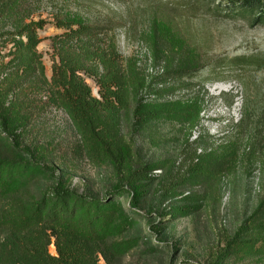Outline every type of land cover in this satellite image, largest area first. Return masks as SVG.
<instances>
[{
	"label": "rangeland",
	"instance_id": "1",
	"mask_svg": "<svg viewBox=\"0 0 264 264\" xmlns=\"http://www.w3.org/2000/svg\"><path fill=\"white\" fill-rule=\"evenodd\" d=\"M231 8L222 0H0L1 101L19 120L15 136L24 157L79 195L118 187L139 165L157 180L138 211L147 218L140 245L110 256V264H219L227 243L264 245L262 213L252 220L264 204V66L239 62L264 58V23ZM57 20L93 28L87 48L95 57L109 50V59L114 48L129 79L127 108L116 107L94 128L122 153L120 172L51 98L58 59L50 38L63 33ZM37 22L45 24L34 62L43 75L21 57V30ZM90 64L103 72L98 60ZM86 83L98 99L94 81ZM182 106L198 112L195 122L172 113ZM162 108L169 113L138 126L136 109ZM118 201L128 207V197ZM147 239L158 253H144ZM49 252L55 255L53 246ZM221 264H264V254L231 255Z\"/></svg>",
	"mask_w": 264,
	"mask_h": 264
},
{
	"label": "trees",
	"instance_id": "2",
	"mask_svg": "<svg viewBox=\"0 0 264 264\" xmlns=\"http://www.w3.org/2000/svg\"><path fill=\"white\" fill-rule=\"evenodd\" d=\"M222 1L232 6L231 13L245 11L254 16V22L264 23V0ZM53 25L63 33L50 38L58 59L52 66L51 98L84 133L97 139L100 146L97 153L107 156L120 172L125 162L122 153L98 138L95 126L101 117L114 112L116 107L127 108L129 79L117 67L114 48L110 51L111 59L109 50L95 57L87 48V43H91L95 36L93 28L58 20ZM44 26V22H37L21 30V35L26 37L21 57L32 69L38 65L41 75L44 74L43 67L34 62L36 47L41 42L37 31ZM79 46L80 50L75 53ZM95 60L103 68L101 74L96 70L98 68L94 70L90 66ZM236 62L234 60L232 65ZM239 62L264 66V58L241 59ZM86 78L97 86L98 99L93 97ZM2 97L0 93V264H100L99 258L110 264V256L122 257L138 247L143 237L141 225L147 219L138 211L147 195V187L157 181L149 175L151 170L144 165L136 166L130 170L124 184L98 196L79 195L65 187L52 171L24 157L28 152L24 150V154L19 150L15 136L19 120L14 119L4 106ZM135 112L138 126L144 125L149 117L157 118L169 113L164 108L151 112L136 109ZM172 113L185 123L195 122L198 115L189 106L179 107ZM118 197L121 200L128 197V207L117 202ZM263 208L264 204H261L252 220L261 213L264 220ZM182 213L189 212L183 210ZM156 216L165 220L161 213ZM149 226L153 227L152 224ZM123 234H129L132 240L111 242L114 236ZM260 238L263 239L262 236ZM227 245V250L218 257L219 264L231 255L264 254V245L257 247V240H236ZM50 246L54 247L55 255L50 254ZM144 250V253L154 255L160 248L148 241Z\"/></svg>",
	"mask_w": 264,
	"mask_h": 264
}]
</instances>
